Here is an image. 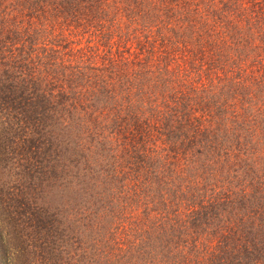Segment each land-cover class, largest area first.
Instances as JSON below:
<instances>
[{
  "label": "trees",
  "instance_id": "trees-1",
  "mask_svg": "<svg viewBox=\"0 0 264 264\" xmlns=\"http://www.w3.org/2000/svg\"><path fill=\"white\" fill-rule=\"evenodd\" d=\"M3 172L1 263L264 264V0H0Z\"/></svg>",
  "mask_w": 264,
  "mask_h": 264
},
{
  "label": "rangeland",
  "instance_id": "rangeland-1",
  "mask_svg": "<svg viewBox=\"0 0 264 264\" xmlns=\"http://www.w3.org/2000/svg\"><path fill=\"white\" fill-rule=\"evenodd\" d=\"M66 29L67 28H65L64 30H66ZM53 31L55 33L56 32L59 33L60 31H63V30L61 27V28H59L57 30H53ZM76 39H78V37ZM76 39H74V42H76L75 44H77L76 50L82 49L84 47H87V49H88V48H92V47L96 46V41L95 40L90 41L89 40L90 38L88 37V35L85 36L84 34H82V35H79L78 40H76ZM36 46H39V45L36 44ZM74 47L75 46L72 45V48H74ZM98 48H101V47L98 45ZM0 176H1L0 186L3 185V187H4V185H5V187L3 188V190L5 192L3 191V195H2V199L5 201V204L7 203L9 205L10 204L12 205L16 200H17V202H18V200H21L20 197H18V199H16L15 201H14L15 198L12 199V197H14V196L12 195V191H10V187L13 186V183H14L13 175L9 174L8 172H3V174ZM70 195H71L70 191H68V193H67V190L65 188H64V190L61 189V190L51 191L50 195L48 197H46V199H47L46 202L48 204H52V205L56 204L57 205L61 201H65V200L67 201V196H70ZM11 199L13 201H11ZM18 203L20 204V202H18ZM13 216L17 218L16 215H13ZM0 258H1V251H0ZM0 263H1V261H0ZM1 264H4V263H1Z\"/></svg>",
  "mask_w": 264,
  "mask_h": 264
}]
</instances>
